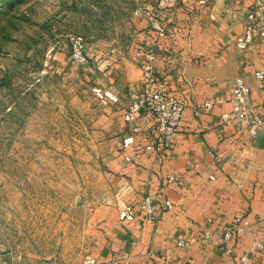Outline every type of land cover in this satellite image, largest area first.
<instances>
[{
	"label": "crops",
	"instance_id": "obj_1",
	"mask_svg": "<svg viewBox=\"0 0 264 264\" xmlns=\"http://www.w3.org/2000/svg\"><path fill=\"white\" fill-rule=\"evenodd\" d=\"M139 3L147 5L146 0ZM251 4L252 0H206L200 7L196 0H180L167 12L168 36L158 42L153 68L165 88L185 99L187 106L171 147L156 151L145 149L153 123L148 113L140 118L134 145L121 147L122 138L131 133L122 114L141 90L134 53L150 39L146 19L134 16L135 8L126 9L132 32L125 42L128 47L119 48L113 39L102 52L101 86L118 92L120 102L107 105V131L115 142L105 153L112 184L94 212L103 227L92 256L95 264H238L250 246L246 235L225 244L216 238L199 240L203 230L228 226L238 216L250 222L255 236H264V125L250 136L246 124L225 125L220 118L231 108L235 77L250 86L253 103L261 100L253 72L263 63L264 45L259 40L247 50L234 45ZM207 101L213 103L212 111L198 109L195 114ZM170 176L178 181L168 183ZM145 198L154 207L153 220L140 207ZM165 200L171 204L168 209L163 207ZM124 206L133 208V221L118 219ZM189 238V244L177 245ZM248 256L264 264V245Z\"/></svg>",
	"mask_w": 264,
	"mask_h": 264
},
{
	"label": "rangeland",
	"instance_id": "obj_2",
	"mask_svg": "<svg viewBox=\"0 0 264 264\" xmlns=\"http://www.w3.org/2000/svg\"><path fill=\"white\" fill-rule=\"evenodd\" d=\"M139 2L0 0V264L93 258L103 233L94 212L112 184L105 153L115 142L113 103L92 88L103 87L109 41L128 47L126 9ZM73 35L85 40V65L69 58Z\"/></svg>",
	"mask_w": 264,
	"mask_h": 264
},
{
	"label": "built area",
	"instance_id": "obj_3",
	"mask_svg": "<svg viewBox=\"0 0 264 264\" xmlns=\"http://www.w3.org/2000/svg\"><path fill=\"white\" fill-rule=\"evenodd\" d=\"M198 6L206 4V0H196ZM147 5L135 8L134 16H143L147 21V31L150 39L146 46L136 48L134 58L138 62L141 72L140 92L129 102L128 107L123 112V120L130 125L131 133L124 136L121 141L123 149L129 148L136 142V135L140 131V118L143 113L151 115L153 123L149 128L150 139L145 145L148 151L166 150L173 143V136L177 132L183 118L184 110L187 106L186 100L177 97L174 93L165 88L163 80L158 77L153 68V60L159 47V41L168 36V26L165 23L167 12H170L180 0H146ZM259 40L264 45V0H252L251 6L244 14V26L242 32L234 39V45L240 50H247ZM70 51L69 58L76 66L85 65L88 62L86 54V43L81 35H73L69 38ZM254 79L259 85L261 100L258 103L251 101V88L242 77H235L231 81L230 104L231 108L227 112L220 114V118L225 125L232 123L246 124L247 133L254 136L259 127L264 125V60L261 66L254 70ZM94 97L101 103H118L119 94L110 87H93ZM210 112L213 103L204 102L200 108L195 109V114L199 110ZM134 157H126L132 162ZM213 179V176H210ZM168 183L178 181L177 176H170L166 179ZM140 207L144 216L148 220H153V205L148 198L140 202ZM164 208H170L171 204L165 200ZM136 214L131 206H126L120 210L118 218L120 221L131 222ZM244 234L250 239L248 251L243 254L238 264H255L249 258V254L264 245V236L257 237L251 230L250 222L243 216L233 219L230 225H215L202 231L199 236L200 241H207L216 238L217 241L225 244L229 240ZM192 239L179 240L178 246L189 244ZM228 251L230 248L223 245ZM93 258L84 261V264H95Z\"/></svg>",
	"mask_w": 264,
	"mask_h": 264
}]
</instances>
